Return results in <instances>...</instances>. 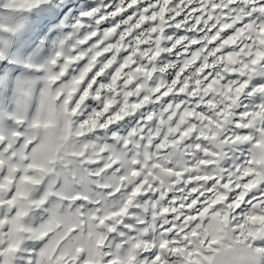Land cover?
I'll return each mask as SVG.
<instances>
[{
  "label": "snow or ice",
  "instance_id": "obj_1",
  "mask_svg": "<svg viewBox=\"0 0 264 264\" xmlns=\"http://www.w3.org/2000/svg\"><path fill=\"white\" fill-rule=\"evenodd\" d=\"M0 264H264V0H0Z\"/></svg>",
  "mask_w": 264,
  "mask_h": 264
}]
</instances>
